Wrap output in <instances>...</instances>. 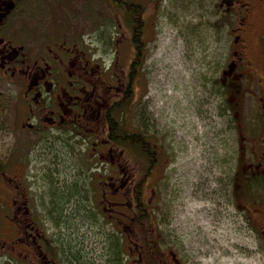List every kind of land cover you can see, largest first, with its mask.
Segmentation results:
<instances>
[{
	"label": "rangeland",
	"instance_id": "rangeland-1",
	"mask_svg": "<svg viewBox=\"0 0 264 264\" xmlns=\"http://www.w3.org/2000/svg\"><path fill=\"white\" fill-rule=\"evenodd\" d=\"M132 1L143 8L145 43L132 105L145 111L142 123L146 122L147 133L159 153L145 199L153 209L158 251L170 257L162 263L264 264V236L247 227L242 212L231 203L230 174L234 163L224 156L234 137L231 113L235 96L232 83H221L219 74L228 69L233 33L219 26L215 0ZM23 5L30 37L42 31L46 38H61L69 49L75 45L89 62L98 64L104 76L123 73L127 68L133 54L131 31L112 1L23 0ZM106 27L112 40L101 43L99 32ZM34 44L29 45L30 55L42 50V44L40 48ZM255 65L256 73L264 77V61L260 58ZM72 70L73 66L61 68L63 83L70 80L67 74ZM241 96L247 108L244 111L254 114L253 93ZM18 100L0 93L3 159L10 155L7 149L13 136L19 135L10 133L9 121V110L13 112ZM16 120L22 122L19 114ZM92 123L71 135L63 131L65 141L46 152L43 161L32 162L23 179L35 185L30 198L36 194L40 201V207L34 209L38 226L48 231L51 240L52 235L55 240L60 237V264H70L69 258L76 264H116L113 241L118 245V264H136L135 257L141 249L133 226L124 222L116 228L117 221L109 218L111 212L103 210L100 203L99 181L112 183L109 178L116 179V171L111 167L123 168L124 163L116 152L103 153V147L96 154L104 157H93L92 145L103 137L105 127L100 120ZM52 151L56 152V171L46 174L45 180L43 174L50 166ZM90 155L93 166L86 161ZM119 205L114 207L123 211ZM6 212L10 211L0 210V239H12L17 233L3 216ZM72 253L77 259L70 257ZM15 255L13 264H30L24 254ZM141 263L150 264L149 258L143 257Z\"/></svg>",
	"mask_w": 264,
	"mask_h": 264
},
{
	"label": "flooded vegetation",
	"instance_id": "flooded-vegetation-1",
	"mask_svg": "<svg viewBox=\"0 0 264 264\" xmlns=\"http://www.w3.org/2000/svg\"><path fill=\"white\" fill-rule=\"evenodd\" d=\"M215 6L219 10V26L233 33L228 69L219 74L221 83H232L235 96L231 113L234 137L227 149L229 153L224 155L226 161L234 163L230 174L231 203L242 212L247 227L264 236V77L255 68L260 58L264 61V0H215ZM24 7L23 0H0V93L19 98L13 112L12 108L9 110L10 133L19 135L13 136L7 149L10 155L0 158V210L10 211L3 216L17 233L12 239H0V264H13L15 253L24 254L30 264H60V237L55 240L52 235L51 240L48 231L38 226L34 209L40 207V201L36 194L30 198L35 185L25 182L23 173L32 162L45 159L46 152L61 141L63 131L74 134L99 120L105 127L104 113L123 89L127 68L123 73L119 70L104 76L98 64L89 62L75 45L69 49L65 41L46 38L42 31L30 37ZM34 42L43 47L30 55L29 45L34 47ZM117 62L113 61L114 67ZM68 66H73L67 74V79L71 78L63 83L61 68ZM248 92L253 93L254 114L245 112L241 95ZM18 114L22 122L16 120ZM102 145L103 153L111 154L104 141ZM154 148L157 150L156 144ZM118 156L121 159L122 155ZM53 161L49 169L54 174ZM127 181L115 179L111 183L114 193L120 191L123 197ZM108 187L109 182L104 181L100 202L103 210L111 212L108 216L123 215L114 207L118 205L116 197L112 196L114 201L110 204ZM135 258L136 264H142L141 252ZM69 262L76 264L70 259Z\"/></svg>",
	"mask_w": 264,
	"mask_h": 264
},
{
	"label": "trees",
	"instance_id": "trees-1",
	"mask_svg": "<svg viewBox=\"0 0 264 264\" xmlns=\"http://www.w3.org/2000/svg\"><path fill=\"white\" fill-rule=\"evenodd\" d=\"M110 1L120 8L123 14L124 22L131 31L133 54L126 69L127 72L124 80V87L120 93L117 94L110 102L107 110L104 113L103 117L105 128L101 132L103 137L100 140L95 141L94 144H96L97 149H100L102 148V143L104 141L111 154H113L112 152H116L117 154L115 155H122L120 161L124 163L123 168L117 167L115 169L111 167V169L116 171V180L123 179L121 174H127L124 177L125 180L127 179L128 181L126 183L127 188L124 189V192L122 191L124 195L123 197H121V194H119L121 193L120 191L114 193V187L111 185V183H109V187L112 189V191L109 193L110 198L112 196L121 198V200L117 201L116 203L118 205L120 204V208L123 210L120 212H124L123 215L119 214L120 217L110 215L109 218L115 219L117 221L116 228L124 222H127V226L129 227L132 225L133 227L131 228H133L137 234L136 238L138 239L137 242H139L142 258L148 257L150 264H163V259L165 257H170L166 256L165 253L158 251V235L152 221L153 209L151 207L150 201L145 199V190L148 186V179L152 176V170L156 166L158 160L156 155L159 153L154 148L155 144L152 140V137L150 136V133H147L145 125L146 122H144L145 124L142 123V115L145 117V111H143L141 108L136 110V107L132 105L136 96L137 80L139 77L138 71L140 66H142L145 57V43L142 40V34L144 33V22L142 18L143 8L132 0ZM98 32L99 31L97 30L96 34ZM110 34L111 32L109 31L108 27L103 29L101 32H99V42L103 43L104 41L109 42L112 40ZM223 89L224 87H222V90ZM134 104L137 105L136 102ZM76 131H78V129L74 132ZM66 134H69V132ZM71 134L72 133H70V135ZM79 134L81 133H76L78 136ZM76 135L74 138L77 137ZM60 138L61 140L65 141L62 139L64 138L63 135ZM55 153V151L53 153H49L52 156V158L49 160V163L52 166L54 165L53 159L55 160V163L57 161ZM95 153H92L93 157H96ZM86 161L88 164H91V166H93L95 163L93 162L91 155L90 157H87ZM2 168L3 164L2 167H0V170ZM91 169H95V167H91ZM96 170L98 169L96 168ZM49 173H53V171H50L49 166H47L46 173L43 174L45 180H47L46 174ZM109 180L114 181V176H111ZM99 184L102 193L104 190V181L100 180ZM84 190H86L85 187ZM112 202V199H110V204ZM127 238L129 240L128 235ZM111 250L115 252L113 255L115 256L116 264H118V254L116 253L118 250V245L115 241L111 242ZM70 257H72L74 260L77 259V256L74 253H72ZM73 259L72 261H74ZM167 261H165V264H167Z\"/></svg>",
	"mask_w": 264,
	"mask_h": 264
}]
</instances>
